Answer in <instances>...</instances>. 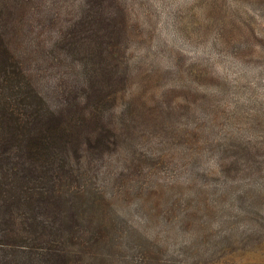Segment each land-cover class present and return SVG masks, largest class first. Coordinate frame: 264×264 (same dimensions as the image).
<instances>
[{"label": "rangeland", "instance_id": "obj_1", "mask_svg": "<svg viewBox=\"0 0 264 264\" xmlns=\"http://www.w3.org/2000/svg\"><path fill=\"white\" fill-rule=\"evenodd\" d=\"M0 6L48 103L99 105L51 165L77 182L42 205L77 218L70 264H264V0Z\"/></svg>", "mask_w": 264, "mask_h": 264}, {"label": "trees", "instance_id": "obj_2", "mask_svg": "<svg viewBox=\"0 0 264 264\" xmlns=\"http://www.w3.org/2000/svg\"><path fill=\"white\" fill-rule=\"evenodd\" d=\"M2 10L0 6V264H70L67 248L82 244L77 218L44 217L42 205L55 207L65 185L72 179L77 182V175L63 163L58 169L51 165L71 153L77 158L81 147L72 131H78L83 117L99 105L77 111L79 99H89L92 87L82 95H68L63 106L48 103L16 58L18 49L11 44L14 35L8 30L12 20ZM54 170L58 171L52 177ZM65 221L73 225L66 226ZM106 240L99 233L93 243Z\"/></svg>", "mask_w": 264, "mask_h": 264}]
</instances>
